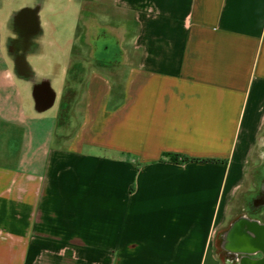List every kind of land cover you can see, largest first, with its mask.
<instances>
[{"label":"crops","instance_id":"crops-1","mask_svg":"<svg viewBox=\"0 0 264 264\" xmlns=\"http://www.w3.org/2000/svg\"><path fill=\"white\" fill-rule=\"evenodd\" d=\"M110 2L132 61L94 39L43 104L0 33V264H223L264 144V0Z\"/></svg>","mask_w":264,"mask_h":264},{"label":"rangeland","instance_id":"rangeland-1","mask_svg":"<svg viewBox=\"0 0 264 264\" xmlns=\"http://www.w3.org/2000/svg\"><path fill=\"white\" fill-rule=\"evenodd\" d=\"M34 1L0 0V33L4 44L3 49L7 56H9L6 38L7 26L12 14ZM39 1L41 2V10L38 13L41 32L35 38L36 46L27 56L36 80L46 77L51 80V85L55 90H61L63 82L59 75L60 72L64 74L68 70L75 71L76 62L80 60L85 61V66L88 69L93 67L94 64L91 60L94 54L92 41L103 37L117 40L121 45V50L116 55L124 54L129 57L130 62L132 61L133 54L129 48L125 30L122 29L128 23L124 22V25L121 23L128 18V15L114 8L110 0ZM79 34H82L81 38L85 46L74 49L73 44ZM9 63L11 64V61ZM125 66V64L118 63L110 69L106 67L104 69L119 77L118 74L125 69ZM250 163L244 186L232 201L228 210V218L214 235L215 252L223 264H234L226 257V251L223 247L224 234L233 221L242 213L264 218V208L261 212L248 210V201L257 192L261 179L264 177V144L259 146Z\"/></svg>","mask_w":264,"mask_h":264},{"label":"flooded vegetation","instance_id":"flooded-vegetation-1","mask_svg":"<svg viewBox=\"0 0 264 264\" xmlns=\"http://www.w3.org/2000/svg\"><path fill=\"white\" fill-rule=\"evenodd\" d=\"M41 10V2L35 0L32 4L23 6L12 14L11 20L7 26V51L9 55L17 62L22 58L27 57L30 51L36 46V37L41 32L38 13ZM24 70V69H21ZM38 104H43L48 100L50 93L48 85L42 79L36 86ZM248 210L261 212L264 208V177L261 179L259 188L248 201ZM263 212V211H262ZM240 218H248L264 223V218L261 216H252L246 213L239 215L233 223ZM232 223V224H233ZM229 226V230L232 226ZM226 257L234 262V264H244V256L238 255L234 257L232 252L225 249ZM250 258L260 259L264 257V253L257 252L249 255Z\"/></svg>","mask_w":264,"mask_h":264},{"label":"water","instance_id":"water-1","mask_svg":"<svg viewBox=\"0 0 264 264\" xmlns=\"http://www.w3.org/2000/svg\"><path fill=\"white\" fill-rule=\"evenodd\" d=\"M223 247L231 251L234 257L244 256V264H264V257H249L257 252L264 253V223L248 218L237 219L225 232Z\"/></svg>","mask_w":264,"mask_h":264},{"label":"trees","instance_id":"trees-1","mask_svg":"<svg viewBox=\"0 0 264 264\" xmlns=\"http://www.w3.org/2000/svg\"><path fill=\"white\" fill-rule=\"evenodd\" d=\"M128 20H130V17H129V15H128V18H127ZM77 33V32H76ZM82 34H79L78 35V39L76 38V40H75V42H74V44H73V48L75 49V48H80V47H82V46H85V44H84V42H83V40H82Z\"/></svg>","mask_w":264,"mask_h":264}]
</instances>
